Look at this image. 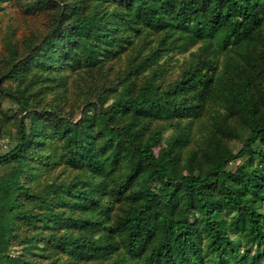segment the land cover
Instances as JSON below:
<instances>
[{
  "label": "trees",
  "instance_id": "16d2710c",
  "mask_svg": "<svg viewBox=\"0 0 264 264\" xmlns=\"http://www.w3.org/2000/svg\"><path fill=\"white\" fill-rule=\"evenodd\" d=\"M0 31V264H264V0H0Z\"/></svg>",
  "mask_w": 264,
  "mask_h": 264
},
{
  "label": "rangeland",
  "instance_id": "374dc122",
  "mask_svg": "<svg viewBox=\"0 0 264 264\" xmlns=\"http://www.w3.org/2000/svg\"><path fill=\"white\" fill-rule=\"evenodd\" d=\"M15 23H16V25L18 26V27H20V28H22L23 26H24V23L22 22V20H19V21H14ZM0 35H2V31H0ZM0 50H1V47H0ZM179 56V55H178ZM180 57V56H179ZM5 145L4 146H6L8 149H7V151L11 148V146H10V144L8 143H4ZM256 147L257 148H259L260 146L259 145H256ZM7 151H3L2 150V152H7ZM243 160L242 159H239V160H237V163H241ZM2 171V166L0 165V172Z\"/></svg>",
  "mask_w": 264,
  "mask_h": 264
},
{
  "label": "built area",
  "instance_id": "2783aa9c",
  "mask_svg": "<svg viewBox=\"0 0 264 264\" xmlns=\"http://www.w3.org/2000/svg\"><path fill=\"white\" fill-rule=\"evenodd\" d=\"M4 145H5V144H4ZM4 145H3V147H2V150H3V151H7L8 148H7L6 146H4Z\"/></svg>",
  "mask_w": 264,
  "mask_h": 264
}]
</instances>
